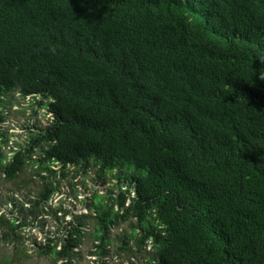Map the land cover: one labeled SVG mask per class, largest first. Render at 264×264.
<instances>
[{
	"label": "trees",
	"instance_id": "obj_1",
	"mask_svg": "<svg viewBox=\"0 0 264 264\" xmlns=\"http://www.w3.org/2000/svg\"><path fill=\"white\" fill-rule=\"evenodd\" d=\"M258 54L264 0H0V143L13 94L49 115L10 156L0 148V177L20 190L35 170L33 219L70 167L115 180L38 254L74 264L89 236L106 264L128 223L118 250L141 264H264ZM25 220L1 214L3 238Z\"/></svg>",
	"mask_w": 264,
	"mask_h": 264
},
{
	"label": "rangeland",
	"instance_id": "obj_2",
	"mask_svg": "<svg viewBox=\"0 0 264 264\" xmlns=\"http://www.w3.org/2000/svg\"><path fill=\"white\" fill-rule=\"evenodd\" d=\"M4 110L5 122L2 125L4 143H0L1 152L10 156L16 145H24L28 140L29 133L35 132L37 128L44 126L49 119L45 110L37 104L38 98L26 97L21 99L18 94H13L12 99H5ZM27 165V169L21 175L20 180L24 182L23 189L17 190L12 183L0 177V215L4 214L5 219L13 218L15 224H21L26 218L25 224L21 226L16 236H11L10 241L3 238L0 230V262L6 264H60L49 256L39 255L40 247L52 245L57 237L62 234L61 227L70 221L74 215L86 214V203H89L93 193L105 195L109 193L114 179L101 184L94 178L93 171L82 174L76 168H68L64 177L59 181L58 191L48 201L45 213H38L37 218L26 217L25 210L30 208L28 199H35L40 189L39 179L35 170ZM42 175V174H41ZM30 191V192H29ZM119 190L115 189L114 193ZM113 193V192H112ZM7 198H13L15 203H10ZM21 209V210H20ZM67 210L63 215L62 210ZM86 234L91 232L92 223L85 220ZM130 233L128 223L111 229L110 243L106 247L108 254L102 259L106 264H141L144 262V254L140 257H132L127 252L118 250L122 233ZM15 237L17 241L15 242ZM50 239V241L47 240ZM96 241L89 236L84 239L83 244L77 251L74 264H96V256L91 255ZM148 249V247H147ZM44 251V250H42Z\"/></svg>",
	"mask_w": 264,
	"mask_h": 264
},
{
	"label": "clouds",
	"instance_id": "obj_3",
	"mask_svg": "<svg viewBox=\"0 0 264 264\" xmlns=\"http://www.w3.org/2000/svg\"><path fill=\"white\" fill-rule=\"evenodd\" d=\"M257 57L260 59L261 62H264V55H260V54H258ZM259 78H260L261 80H264V70H261V71L259 72Z\"/></svg>",
	"mask_w": 264,
	"mask_h": 264
}]
</instances>
